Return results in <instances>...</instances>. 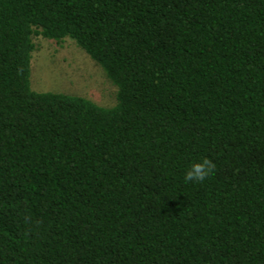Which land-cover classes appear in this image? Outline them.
Listing matches in <instances>:
<instances>
[{
  "label": "trees",
  "instance_id": "16d2710c",
  "mask_svg": "<svg viewBox=\"0 0 264 264\" xmlns=\"http://www.w3.org/2000/svg\"><path fill=\"white\" fill-rule=\"evenodd\" d=\"M35 37L115 105L33 91ZM0 264H264V0H0Z\"/></svg>",
  "mask_w": 264,
  "mask_h": 264
},
{
  "label": "rangeland",
  "instance_id": "374dc122",
  "mask_svg": "<svg viewBox=\"0 0 264 264\" xmlns=\"http://www.w3.org/2000/svg\"><path fill=\"white\" fill-rule=\"evenodd\" d=\"M34 43L33 91L84 97L106 108L115 105L117 87L74 40L66 39L58 44L35 37Z\"/></svg>",
  "mask_w": 264,
  "mask_h": 264
},
{
  "label": "clouds",
  "instance_id": "9594fccd",
  "mask_svg": "<svg viewBox=\"0 0 264 264\" xmlns=\"http://www.w3.org/2000/svg\"><path fill=\"white\" fill-rule=\"evenodd\" d=\"M215 168L216 165L212 160L204 158L201 162L191 165L185 174V181L203 182L206 178L211 176V174L215 171Z\"/></svg>",
  "mask_w": 264,
  "mask_h": 264
}]
</instances>
